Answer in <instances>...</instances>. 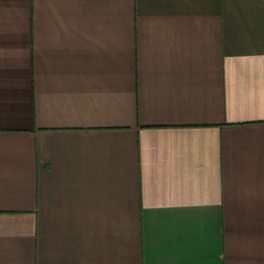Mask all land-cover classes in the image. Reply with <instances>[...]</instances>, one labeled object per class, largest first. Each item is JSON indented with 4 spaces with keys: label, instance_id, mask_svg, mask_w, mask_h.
<instances>
[{
    "label": "crops",
    "instance_id": "0c3cea01",
    "mask_svg": "<svg viewBox=\"0 0 264 264\" xmlns=\"http://www.w3.org/2000/svg\"><path fill=\"white\" fill-rule=\"evenodd\" d=\"M0 264H264V0H0Z\"/></svg>",
    "mask_w": 264,
    "mask_h": 264
}]
</instances>
